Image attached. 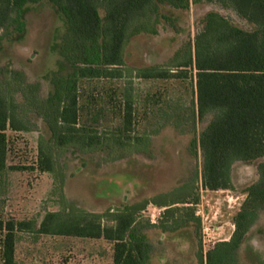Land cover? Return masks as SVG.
<instances>
[{"label": "rangeland", "instance_id": "374dc122", "mask_svg": "<svg viewBox=\"0 0 264 264\" xmlns=\"http://www.w3.org/2000/svg\"><path fill=\"white\" fill-rule=\"evenodd\" d=\"M209 10L242 23L232 11L214 5L191 7L185 12L163 10L172 18V27L160 26L156 36L132 40L126 48L125 65L119 69L121 78L81 81L79 125L99 135L104 146L58 147L53 142L49 149L55 172L42 173L36 164L38 148L40 144L46 147L49 132L21 93L25 97V83L39 82L38 100L47 96L48 78L61 69L53 45L63 24L49 4L27 6L24 30L10 31L0 40V84L9 83L12 97V90L21 91L15 98L27 128L5 133L9 169L0 178L2 222L31 220L38 224L46 213L84 210L105 214L146 201L136 217L135 228L149 241L150 264H197L199 247L205 253L216 243L228 241L234 230L233 217L245 199L244 190L257 179V164L264 158L254 163H234L231 189H204L200 152L197 149L194 155L189 146L205 126L196 114L194 69L174 70L177 74L184 72L179 79L146 80L135 75L141 66L165 67L176 49L186 41L192 43L195 16ZM6 70L19 72L21 79H8ZM125 99L131 105L132 121L122 139L130 145L114 146L105 138L119 127ZM179 199L192 204H175L169 207L176 210L174 215L166 217L165 208L158 204ZM186 218V225L172 230ZM194 219H198V225ZM237 261L264 264V214L247 233ZM15 262L112 264V244L101 239L19 232L15 236Z\"/></svg>", "mask_w": 264, "mask_h": 264}, {"label": "trees", "instance_id": "16d2710c", "mask_svg": "<svg viewBox=\"0 0 264 264\" xmlns=\"http://www.w3.org/2000/svg\"><path fill=\"white\" fill-rule=\"evenodd\" d=\"M42 2L49 4L62 20L63 28L53 45L61 69L51 73L50 90L40 101L39 82H24L26 98L17 88L12 90V97L9 83L0 84V178L9 169L6 131L27 130L21 107H17V94L21 93L23 100L35 108L34 114L49 132L46 147L40 144L38 148L37 169L54 173L51 143L86 149L104 146L99 135L79 125L80 82L121 78L119 69L125 65L129 43L141 36H156L160 26L172 27V18L163 10L185 12L207 5L232 11L242 23H234L215 10L196 15L192 43L186 41L176 49L165 67L141 66L135 75L146 80L179 79L184 72L177 74L174 70L194 69L196 114L205 126L189 146L194 155L197 149L200 152L204 189H231L230 170L234 163H254L264 158V0H0V40L10 31L22 32L27 6ZM6 72L8 79L18 81L22 77L19 72ZM121 114L119 127L105 138L114 146L130 145L122 139L132 121L128 99ZM244 194L228 241L216 243L205 253L199 247L197 264H239L238 250L264 214V161L257 164V179L245 188ZM146 204L123 205L105 214L84 210L46 213L38 224L31 220H0V264H16L15 236L19 232L101 239L112 244V264H150L149 241L135 228L136 217ZM175 204L192 203L179 199L158 206L165 208L166 217H171L176 210L169 207ZM188 211V217H193L192 209ZM188 222L186 218L172 230ZM194 223L198 225V219Z\"/></svg>", "mask_w": 264, "mask_h": 264}, {"label": "built area", "instance_id": "2783aa9c", "mask_svg": "<svg viewBox=\"0 0 264 264\" xmlns=\"http://www.w3.org/2000/svg\"><path fill=\"white\" fill-rule=\"evenodd\" d=\"M151 221V220H150Z\"/></svg>", "mask_w": 264, "mask_h": 264}]
</instances>
